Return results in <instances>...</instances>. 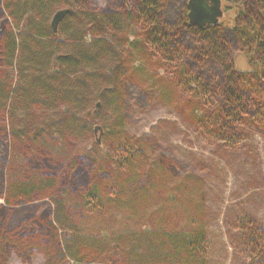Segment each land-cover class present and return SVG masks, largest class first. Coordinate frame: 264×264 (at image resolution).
I'll list each match as a JSON object with an SVG mask.
<instances>
[{
    "label": "rangeland",
    "instance_id": "374dc122",
    "mask_svg": "<svg viewBox=\"0 0 264 264\" xmlns=\"http://www.w3.org/2000/svg\"><path fill=\"white\" fill-rule=\"evenodd\" d=\"M90 1L93 11L121 7V0ZM123 1L128 10L135 9L136 0ZM166 1L173 8L172 16L176 15L182 0ZM66 6L61 2L47 13L48 28L54 11ZM27 18L19 20L18 34L24 33ZM128 19L124 18L120 33L128 46L117 55L118 61L107 69L76 73L73 78L79 87L74 92L79 103L55 102L51 116L44 117L37 104L23 109L15 93L25 87L18 82L23 73L12 69L13 104L3 114L0 133V190L6 187L8 173L21 179L41 174L53 177L54 190L48 192L54 197H38L25 204L37 210L39 223L33 231L27 226L32 237L24 247L5 244L0 264L1 259L6 264H47L48 257L57 259L61 242L74 233L86 239L75 244L80 264H173L154 254L156 238L167 243V234L192 228L204 230L206 239V252L193 264H264V250L253 252L246 246L242 225L246 217L264 227V95L254 91L259 102L231 124L233 139L219 137L217 125H206L203 119L216 114L223 118L230 112L219 88L215 89L224 78L220 67L207 59L182 60L184 71L190 70L213 89L211 100L205 102L189 92L182 68L170 67L148 49L141 27ZM10 23L5 0H0V35ZM68 25L69 20L62 21L55 40L63 43L62 51L75 56L93 35L87 30L81 40H70ZM235 57L240 70H251L253 63L259 68L247 50L236 51ZM51 69H60L57 61ZM35 81L39 75L33 77ZM246 84L251 86L250 79ZM75 114L79 120L71 116ZM67 115L73 117L71 122L78 121L75 128L61 124ZM125 142L129 149H138L123 165L119 151ZM89 188L101 197L99 210L80 208L73 196ZM56 196L64 198L62 211L69 216L67 221L58 218V228L51 224L61 217L56 214ZM4 205L0 201V229L11 231L25 214L5 215ZM31 240L35 243L29 244ZM66 259L70 262L62 259L60 264L78 261Z\"/></svg>",
    "mask_w": 264,
    "mask_h": 264
},
{
    "label": "trees",
    "instance_id": "16d2710c",
    "mask_svg": "<svg viewBox=\"0 0 264 264\" xmlns=\"http://www.w3.org/2000/svg\"><path fill=\"white\" fill-rule=\"evenodd\" d=\"M64 1L69 11L62 21L69 20L68 28L65 30L70 40H81V34L83 35L87 30L93 35L89 45L86 44L85 49L81 51L82 54H75V56L72 55V51L71 53L67 50L62 51L63 43L55 40V34L60 32L62 21L56 33L46 25L47 13ZM224 1L226 10H238L235 21L227 24L225 20L221 23L198 27L188 21V0H182L181 8L174 16H172L173 8L166 0H136L135 9L131 11L121 0V7L109 12L93 11L90 0H5V9L10 15L11 23L0 35V133L5 123L3 114L13 104L12 69L23 73L19 76L18 82H23L25 87L15 91L18 94V102L24 104L23 109H29L26 107L37 104V110L41 111L44 117L51 116L52 113L49 112L53 111L52 104L55 102H59L60 105L79 103L76 101L74 92L75 87H79L76 85L78 81L73 78L76 73L80 75L107 69L110 63L118 61H115L117 55L128 46L120 33L125 27L124 18L129 16V22L136 27H141L140 34L148 49L160 55L165 63L170 64V67L182 68V78L184 72L185 86L189 92L196 93L201 99L204 98L205 102L211 100L210 91L213 89L209 83L204 84L201 77L191 73L190 70L184 71L182 60L188 59L200 63L207 59L220 67L224 78L222 84L215 89L217 91L219 88L221 93L219 95L222 96L225 105L229 106L230 112L223 118H220L222 115L216 114L211 118L212 120L208 118L203 120L206 125H217L216 135L219 137L226 140L233 139L231 124L242 120L240 116L243 112L259 102L254 91L257 95L259 93L264 95V0ZM26 16L28 17L27 27L23 30L24 33L18 34L16 31L20 29L19 20ZM188 36L191 37L190 40ZM111 40H114L113 44L109 43ZM189 44H192V47ZM241 49L247 50L250 58L256 60L255 63L259 65V68L253 62L251 70H240L237 67L235 55L236 51ZM131 59H138V56ZM53 61H57L60 69L56 71L51 69ZM104 62H106L105 67L101 66ZM261 65L263 70L260 69ZM36 75H39V81L32 82ZM88 79L92 80V78ZM249 79L251 86L246 84V82L249 83ZM72 80L75 81V85H72ZM96 80L98 81V77ZM256 87L263 89L259 90ZM37 95L40 98H36ZM71 116L79 120L78 115ZM73 117L67 115L61 124L71 129L75 128L78 121L71 122L70 119ZM209 132L214 134L213 131ZM128 145L130 144L127 142L120 144L119 153L123 159V165L127 164L126 162L132 157V151L138 149L137 147L129 149ZM7 177L6 187L3 186L0 190V201L5 204L4 211L8 212L5 215H25L17 225L10 227L11 231L0 229V254L5 244L24 247L28 238L32 237L28 234L30 229H27V226L33 231L35 224L39 223L35 219L37 210L25 204L38 197H54L52 191L48 192L54 187L51 176L33 174L21 179L16 174L8 173ZM73 196H77L80 208L99 210L103 207L99 200L101 197L94 189L89 188ZM63 199L61 196H56L54 199L58 206L56 214H60L61 217H55L51 221L52 226H56L58 218H64L63 220L67 221L65 216L69 217L68 214L65 215L64 210L62 211ZM242 225L246 246L253 252L264 250V227L255 226L246 217L242 218ZM79 234L74 233L72 237L63 240L57 259L48 257L47 264H60L61 260L65 261L66 258L78 260L75 264H80L79 261L82 259L75 255V244L86 239L84 235L82 237ZM166 237L167 243L160 237V239L156 238L158 240H155L154 254H159L158 258L161 255L164 260H169L173 264H193L196 259L201 260L206 252L204 230L200 228L181 230V233L167 234L164 238ZM73 241L76 243L72 244ZM153 242L151 241V244ZM33 243L35 241L31 240L29 244ZM1 264H6V260L1 259ZM199 264L204 262L201 261Z\"/></svg>",
    "mask_w": 264,
    "mask_h": 264
},
{
    "label": "water",
    "instance_id": "95a60500",
    "mask_svg": "<svg viewBox=\"0 0 264 264\" xmlns=\"http://www.w3.org/2000/svg\"><path fill=\"white\" fill-rule=\"evenodd\" d=\"M187 7L189 23L198 27L216 23L222 13L220 0H188ZM68 11V7H63L53 13L50 27L54 33L57 32L61 20Z\"/></svg>",
    "mask_w": 264,
    "mask_h": 264
},
{
    "label": "flooded vegetation",
    "instance_id": "af4514ba",
    "mask_svg": "<svg viewBox=\"0 0 264 264\" xmlns=\"http://www.w3.org/2000/svg\"><path fill=\"white\" fill-rule=\"evenodd\" d=\"M126 4V7H127V9H128V6H127V3H125ZM220 6H221V10H222V13H221V15H220V17L218 18V20L216 21V23L217 22H224L225 20L226 21H229V22H231V23H233L234 21H235V17H236V15H237V13H238V10H226L225 9V6H226V3H225V1L224 0H220ZM66 7H68V6H66ZM69 8V7H68ZM233 8V7H232ZM57 10V9H56ZM55 10V11H56ZM54 11V12H55ZM230 12H232L233 13V15H230ZM67 15V14H66ZM65 15V16H66ZM65 18V17H64ZM63 18V19H64ZM62 19V20H63ZM61 20V21H62Z\"/></svg>",
    "mask_w": 264,
    "mask_h": 264
}]
</instances>
